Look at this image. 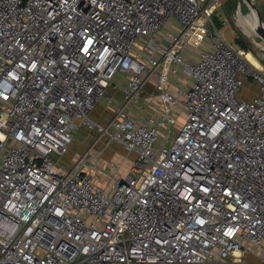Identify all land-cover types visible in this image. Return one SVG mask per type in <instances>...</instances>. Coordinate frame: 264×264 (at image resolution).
I'll return each mask as SVG.
<instances>
[{"label": "built area", "instance_id": "1", "mask_svg": "<svg viewBox=\"0 0 264 264\" xmlns=\"http://www.w3.org/2000/svg\"><path fill=\"white\" fill-rule=\"evenodd\" d=\"M221 3L0 0V264H212L264 243V69L214 24ZM149 78L163 107L139 118ZM81 123L107 142L66 165ZM114 140L135 158L102 162Z\"/></svg>", "mask_w": 264, "mask_h": 264}, {"label": "rangeland", "instance_id": "2", "mask_svg": "<svg viewBox=\"0 0 264 264\" xmlns=\"http://www.w3.org/2000/svg\"><path fill=\"white\" fill-rule=\"evenodd\" d=\"M221 1V5L218 6L213 15V21L216 27H218L219 30L223 32L228 42L232 43L236 47L243 48L246 52L253 53L255 57H258L264 64V36L258 30H252V34H247L244 29V25L246 26L247 24V19L250 20V16L253 14L251 6L245 0ZM251 2L255 5V8L261 14L264 20V2L262 0H251ZM239 7H241V13L244 15L240 19L238 17ZM255 20L259 19L256 17L254 18V21ZM168 28L169 24L162 28L160 33L162 37L165 36ZM250 28L253 29L252 22ZM242 44H244V46ZM180 73L182 75L180 77L182 79H186L184 73H182V71H180ZM148 81L149 82L146 83L144 88L147 87L149 90L152 88L154 89L152 82L153 80L148 79ZM113 83H119L117 80V75L111 84L113 85ZM109 93L111 92L109 91ZM106 100H108L106 96H103L100 101L95 104L92 112L90 113V116L94 120L103 124L107 123L114 115V108L111 106V102L106 103ZM162 107V104H160L158 108L162 109ZM77 121L80 122L81 120L77 119ZM106 142L107 137L104 135L102 136L97 124L81 123L80 127L74 130V139L70 144L69 150L62 156L63 162L68 165L71 162L72 157H78L82 155L89 147H92L95 150L100 149L106 144ZM120 153H126L130 160H133L136 156L135 152L129 153L122 144L114 140L108 144V147H106V149L103 151L102 162L106 163L110 158L120 159L118 157Z\"/></svg>", "mask_w": 264, "mask_h": 264}, {"label": "crops", "instance_id": "3", "mask_svg": "<svg viewBox=\"0 0 264 264\" xmlns=\"http://www.w3.org/2000/svg\"><path fill=\"white\" fill-rule=\"evenodd\" d=\"M178 28L179 26L177 22L169 23V28L166 31L164 38L166 39L167 33L169 31H176ZM161 31L162 29H160L159 33H161ZM201 34H202L201 31H197V33L193 35L192 38H190V40H188L186 44L185 52L187 57L190 58V60L195 61L198 57V51L201 48H205L209 46L208 39L202 37ZM196 43L199 44L196 45ZM256 58L260 62V65L257 66L264 69V64L260 61L258 57ZM116 75L119 83L118 84L113 83V85L111 84L108 88V94L105 95L106 98L108 99L105 102L106 103L111 102L112 104L111 106L113 108L123 103L122 87L123 85H125L126 80L128 78V74L125 72H119ZM149 79L153 80L152 82L154 87L155 86L154 79L153 78H149ZM148 82L149 81L146 80L144 82V86H146V83ZM258 87H259V83L256 79L252 77H247L245 80V85L241 88L240 94L244 97L251 98L256 94ZM109 91L111 93H109ZM156 93H157L156 90L153 88L151 90H149L147 87L143 88L141 94V100L144 105L143 107L140 108L134 104L128 105V109L131 112V114L136 117L142 118V116L154 112L161 104L160 96H158V94ZM120 154L119 156L118 155L117 156L121 159L124 153H120ZM244 244L245 246L241 250H238L236 252L239 255L238 256L239 259H234V254L223 258L216 255L214 258L215 260L212 261V264H264V243L256 244L250 239H246Z\"/></svg>", "mask_w": 264, "mask_h": 264}, {"label": "bare ground", "instance_id": "4", "mask_svg": "<svg viewBox=\"0 0 264 264\" xmlns=\"http://www.w3.org/2000/svg\"><path fill=\"white\" fill-rule=\"evenodd\" d=\"M251 1V0H250ZM252 16H250V20L248 19L247 20V24H246V26L244 25V29H245V31H246V33L247 34H252L251 33V31L252 30H258V31H260V21L259 20H255L254 21V18H258V13H257V10L255 9V8H253L252 7ZM241 16H244L242 13H241V7H239V19L240 18H242ZM259 19V18H258ZM238 22V21H237ZM251 22H252V24H253V29L252 28H250V25H251ZM259 36V35H258ZM261 36V35H260ZM255 39V38H254ZM245 54H246V56H247V58L249 59V60H251L254 64H256V65H260V62H259V60L255 57V55L253 54V53H251V52H246L245 51ZM238 251V250H237Z\"/></svg>", "mask_w": 264, "mask_h": 264}, {"label": "water", "instance_id": "5", "mask_svg": "<svg viewBox=\"0 0 264 264\" xmlns=\"http://www.w3.org/2000/svg\"><path fill=\"white\" fill-rule=\"evenodd\" d=\"M245 1L251 6V8L252 7L255 8V5L250 0H245ZM257 13H258L259 21L261 22L260 33L264 36V20H263L261 14L258 12V10H257Z\"/></svg>", "mask_w": 264, "mask_h": 264}, {"label": "trees", "instance_id": "6", "mask_svg": "<svg viewBox=\"0 0 264 264\" xmlns=\"http://www.w3.org/2000/svg\"><path fill=\"white\" fill-rule=\"evenodd\" d=\"M244 46V44H242Z\"/></svg>", "mask_w": 264, "mask_h": 264}]
</instances>
